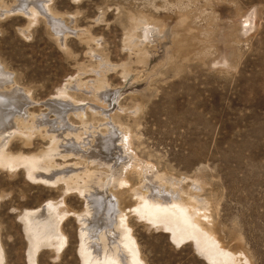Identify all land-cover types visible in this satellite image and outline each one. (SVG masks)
Segmentation results:
<instances>
[{
  "label": "rangeland",
  "instance_id": "rangeland-1",
  "mask_svg": "<svg viewBox=\"0 0 264 264\" xmlns=\"http://www.w3.org/2000/svg\"><path fill=\"white\" fill-rule=\"evenodd\" d=\"M42 1L45 10L37 0H0V74L26 92L29 103L26 117L12 123L16 132L6 150H49L50 173L63 179L94 170L99 158L92 164L81 154L96 136H109L95 114L101 104L94 94L104 97L111 104L105 109L118 113L117 126L131 129L142 159L168 177H187L184 188L190 178L204 181L201 197L213 204L223 244L250 264H264V0ZM28 4L37 13L28 12ZM50 11L60 21H49ZM102 72L104 85L92 92ZM8 83L2 81L5 91ZM63 90L78 104L60 99ZM54 99L72 108L64 116L66 137L50 152V135L62 128L44 104ZM81 111L83 123L75 114ZM44 114L55 122L52 128L38 121ZM91 126L99 130L91 133ZM27 170L0 167V264H88L78 216L85 200L64 181L43 183ZM128 188L115 192L142 264H214L198 237L181 240L167 222L132 212ZM62 201L69 208L60 222L64 244L59 248L53 238L34 247L25 216Z\"/></svg>",
  "mask_w": 264,
  "mask_h": 264
},
{
  "label": "bare ground",
  "instance_id": "bare-ground-1",
  "mask_svg": "<svg viewBox=\"0 0 264 264\" xmlns=\"http://www.w3.org/2000/svg\"><path fill=\"white\" fill-rule=\"evenodd\" d=\"M29 1L32 2V0ZM29 1L24 0V3H30ZM37 1L38 4L41 3L43 10L47 8L44 1ZM28 6H26L28 12L37 13L35 6H32V4H28ZM23 10L25 9L23 8ZM50 14H46L49 21H51L50 19L52 21H60L57 17H54L55 15ZM53 25L56 26L54 23ZM103 72L92 82V92L96 93L102 89L105 82L102 78ZM2 81L11 83L10 87H12L9 91H5L1 87L3 85ZM13 83L14 81L8 76L0 74V167L9 166L10 168H15L25 165L29 168L27 172L32 179L51 185L64 181L66 190H76L83 197L86 205L84 211L79 213L78 216L80 218L81 229L80 246L85 262L88 264H142L140 254L133 247L134 237L128 223L126 207L120 206L115 192L124 186H128L130 191L129 198L132 201L129 209L132 212H137L140 216L148 217L154 222H167L169 227L172 228L173 232L181 240L191 236L198 237L200 245L205 248L209 259L214 264H250L248 258L244 257L241 251L233 250L223 244L214 223L213 204L209 198L201 197V191L205 185L204 181L198 177L190 178V183L184 188L182 183L186 181L187 177H182L181 179L168 177L164 173H160L156 165L149 161V159H142L135 151L134 146H132L133 136L131 129L128 127L119 128L122 127L121 123L119 127L117 126L119 123L117 119L118 113L112 115L109 112L110 110L105 109L111 104H107L103 99L104 97L99 98L93 93L94 99L100 100L101 104V107L97 106L100 110L96 109L97 111H95V114L99 117L98 124L105 128L104 131L109 136L106 135L105 138L104 136L102 138V136H99V133V138L97 136L95 138V144L87 150L89 152L86 153L85 150L81 154V157L87 155L89 158L88 162H93L92 164L95 162L94 158H99V166H96L94 170H87L85 168L82 169V172H76L73 176L63 179V177H56V174L50 173L54 163L50 158L51 156L49 157V150L46 153H42V155L12 154L7 151L6 144L9 138L16 132L15 129L11 128L12 123L21 114H23L22 117H26L25 114L28 112L27 104H29L27 93L22 92ZM60 96V99L68 100L74 104H78L80 101L68 94L67 90H63ZM58 100L54 99L44 102L48 106V110L59 119L61 122L59 123L62 126V128L56 129L58 132L53 130L55 132L49 133L51 134L50 152L54 151L55 147L59 144L58 139L64 136V133L68 132L69 128L66 127L67 123L64 121V116L72 107L68 102ZM104 102H106V105ZM73 109L79 110L76 107H73ZM75 114L80 118L82 123L86 122V119L83 120V116H86L84 111L76 112ZM47 116V114L42 115V117L40 116L41 119L38 121L43 124V127L51 125L52 128L55 122L48 119ZM35 123L36 121L34 120L31 125L33 126ZM87 124L85 123V129H82L85 135L90 126ZM27 127L25 126L24 129L30 130ZM90 129L94 131L91 133H96L99 130L98 127L93 128V126ZM69 133L72 135L75 131H70ZM78 137L79 140L82 139V136ZM72 141H75L73 137ZM115 143L117 146L114 145ZM73 146L69 144L68 148H73ZM103 151L106 156H103ZM119 152L122 154L119 155L121 157L115 155ZM42 157L45 168L40 169L39 161ZM126 160L127 164L125 165ZM101 169H106V172L101 171ZM41 170L47 173L44 174ZM134 180L136 182H133ZM49 210L55 211L56 216L50 213ZM68 210L69 208L66 203L62 201L60 204H51V207L48 204L44 207L41 206L33 213L25 216L27 231L31 235L34 247H37L42 242L51 244L50 241L53 238L56 239L55 243L59 248L64 244L65 238L62 235L63 233L59 235V232H61L60 222L65 217V213H68Z\"/></svg>",
  "mask_w": 264,
  "mask_h": 264
}]
</instances>
